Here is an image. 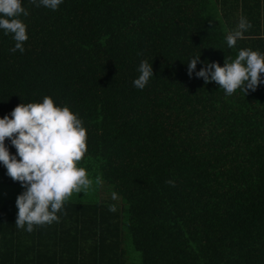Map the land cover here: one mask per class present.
<instances>
[{
  "label": "trees",
  "instance_id": "obj_1",
  "mask_svg": "<svg viewBox=\"0 0 264 264\" xmlns=\"http://www.w3.org/2000/svg\"><path fill=\"white\" fill-rule=\"evenodd\" d=\"M262 4L23 0L25 51L0 31V117L44 96L68 106L87 129L78 166L114 195L99 183L31 232L15 225L18 195L0 196V264H134L131 244L140 264H264V83L226 95L187 71L194 55L223 66L255 50ZM241 18L251 27L230 49ZM142 60L154 76L138 89ZM0 179L21 187L2 163Z\"/></svg>",
  "mask_w": 264,
  "mask_h": 264
},
{
  "label": "clouds",
  "instance_id": "obj_2",
  "mask_svg": "<svg viewBox=\"0 0 264 264\" xmlns=\"http://www.w3.org/2000/svg\"><path fill=\"white\" fill-rule=\"evenodd\" d=\"M37 7L57 10L64 0H31ZM23 0H0V31L11 35V51H25L28 39L27 25L21 19L29 15L22 6ZM251 27L241 18L236 29L226 36L228 48H233L243 32ZM203 66L196 71L197 63ZM139 75L132 81L135 88L143 89L154 76L152 63L142 60L137 68ZM188 75L193 73L206 83L215 82L226 95L237 89L246 93L255 91L264 83V53L241 48L235 59L219 62L201 61V55L192 56L187 62ZM6 138L15 147L10 153ZM87 129L77 113L68 106L56 104L52 97L44 96L39 102L17 105L10 114L0 117V163L7 175L18 181L24 189L16 198L15 225L27 232L34 225H44L58 219L57 213L64 202L75 192L86 191L91 180L84 167L78 166L86 151ZM174 186V180H168ZM114 211V208H110Z\"/></svg>",
  "mask_w": 264,
  "mask_h": 264
},
{
  "label": "rangeland",
  "instance_id": "obj_3",
  "mask_svg": "<svg viewBox=\"0 0 264 264\" xmlns=\"http://www.w3.org/2000/svg\"><path fill=\"white\" fill-rule=\"evenodd\" d=\"M103 181L100 182H95L92 183L91 186L83 192H73L71 194V196H69L67 199L68 200H72V199H79L81 200L82 198L84 199H96L98 198L99 195V190H98V184L102 183ZM105 183V182H103ZM108 187H110L109 191L107 192L108 197L114 195L113 189L110 185H108L107 183H105ZM24 191V189L18 185H3L1 184V179H0V196L3 197H12L15 195H19L20 193H22ZM133 252H134V258H133V262L134 264H140L141 263V256L140 253H138L137 251L134 250L133 245L131 244Z\"/></svg>",
  "mask_w": 264,
  "mask_h": 264
},
{
  "label": "crops",
  "instance_id": "obj_4",
  "mask_svg": "<svg viewBox=\"0 0 264 264\" xmlns=\"http://www.w3.org/2000/svg\"><path fill=\"white\" fill-rule=\"evenodd\" d=\"M262 9H264V4H262ZM253 20L257 23V25L262 24V23L264 24V18H258V19L254 18ZM261 35H262L261 41H259L260 37L258 35H256L255 36V37H257V38H255L257 40L256 45L255 46L249 45V46L256 48L255 50L259 51L260 53H264V32ZM249 40H251V36H250Z\"/></svg>",
  "mask_w": 264,
  "mask_h": 264
}]
</instances>
